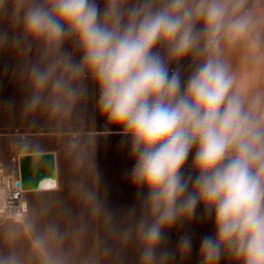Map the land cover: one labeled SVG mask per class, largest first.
I'll list each match as a JSON object with an SVG mask.
<instances>
[{"label":"clouds","instance_id":"1","mask_svg":"<svg viewBox=\"0 0 264 264\" xmlns=\"http://www.w3.org/2000/svg\"><path fill=\"white\" fill-rule=\"evenodd\" d=\"M0 0L25 39L42 45L29 70L31 110L68 114L89 77L98 108L129 141V184L143 193L135 223L140 264H166L167 233L197 210L213 231L199 245L201 264H264V89L243 88L226 51L244 46L254 63L264 13L249 0ZM7 33H0V43ZM72 41L73 61L63 51ZM191 60L184 76L180 63ZM176 65V67H173ZM191 157L190 171L184 169ZM133 214H135L133 212ZM40 264H67L54 224L23 225ZM125 230L124 237L132 236ZM17 233H9L15 240ZM190 255L191 233L177 241ZM0 264H24L15 252Z\"/></svg>","mask_w":264,"mask_h":264},{"label":"rangeland","instance_id":"2","mask_svg":"<svg viewBox=\"0 0 264 264\" xmlns=\"http://www.w3.org/2000/svg\"><path fill=\"white\" fill-rule=\"evenodd\" d=\"M98 2L103 8L102 0ZM262 5L264 0H249L250 7ZM10 19V15L0 19V33L8 35L7 41L0 43V164L11 173L18 168L17 155L54 151L62 191L52 196L29 193L35 207L20 226L0 234V255L15 252L24 264H40L22 228L26 221L35 220L41 232L49 224L58 227L63 236L59 251L67 264H140L141 248L134 226L141 213L143 193L129 184L132 162L128 138L100 114L99 91L89 77L80 82L82 96L68 114L53 117L46 108L29 109V70L42 62L43 48L25 39ZM63 51L71 53L73 61L80 60L72 41L65 42ZM179 67L186 76L191 60L182 61ZM190 165L191 157L185 174ZM27 196L23 200L25 209ZM202 212L199 208L194 220L167 233L161 249L170 253L166 264H201V239L213 231L211 220L204 222ZM9 222L13 221L0 219V224ZM129 228L133 234L125 239L124 232ZM11 232L17 233L14 241L9 239ZM185 232L191 233L193 240L190 255L179 254L177 247L179 236ZM218 264L233 261L225 256Z\"/></svg>","mask_w":264,"mask_h":264},{"label":"crops","instance_id":"3","mask_svg":"<svg viewBox=\"0 0 264 264\" xmlns=\"http://www.w3.org/2000/svg\"><path fill=\"white\" fill-rule=\"evenodd\" d=\"M259 12L264 13V5L255 7ZM260 52L264 53V32L261 34V44H260ZM226 58L229 60L233 71H235L238 75L239 83L243 88L249 87H259L264 89V64L257 66L251 58V54L248 49L244 46H239L230 51H226ZM56 154V152H55ZM58 172L57 163H56V174ZM60 181V176H59ZM62 191L60 187L59 190L53 192H42L44 196H52L56 193ZM27 193V204L28 208L26 209L27 217L30 215V211L33 207H35V202L32 197ZM33 193V192H32ZM20 226V223L9 222L0 224V234L6 230L12 229V227Z\"/></svg>","mask_w":264,"mask_h":264},{"label":"water","instance_id":"4","mask_svg":"<svg viewBox=\"0 0 264 264\" xmlns=\"http://www.w3.org/2000/svg\"><path fill=\"white\" fill-rule=\"evenodd\" d=\"M21 184L23 190H37L45 181L54 182L56 174V155L54 151L25 152L18 156Z\"/></svg>","mask_w":264,"mask_h":264},{"label":"built area","instance_id":"5","mask_svg":"<svg viewBox=\"0 0 264 264\" xmlns=\"http://www.w3.org/2000/svg\"><path fill=\"white\" fill-rule=\"evenodd\" d=\"M17 182L21 183L19 167L9 173L0 164V190L3 192V204L0 210L2 221L23 223L27 218L23 200L28 192L22 189L21 184L17 185Z\"/></svg>","mask_w":264,"mask_h":264},{"label":"bare ground","instance_id":"6","mask_svg":"<svg viewBox=\"0 0 264 264\" xmlns=\"http://www.w3.org/2000/svg\"><path fill=\"white\" fill-rule=\"evenodd\" d=\"M18 156L16 157V162L18 164ZM60 185H59V178H58V173H57V178L54 182L51 181H45L41 184L40 188L37 190H26L27 192H44V191H54L59 189ZM2 204H3V192L0 190V210L2 208Z\"/></svg>","mask_w":264,"mask_h":264}]
</instances>
